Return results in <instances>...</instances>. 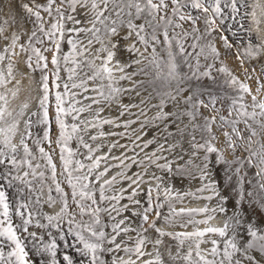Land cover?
Wrapping results in <instances>:
<instances>
[{
    "label": "snow or ice",
    "instance_id": "snow-or-ice-1",
    "mask_svg": "<svg viewBox=\"0 0 264 264\" xmlns=\"http://www.w3.org/2000/svg\"><path fill=\"white\" fill-rule=\"evenodd\" d=\"M262 97L264 0H0V264H264Z\"/></svg>",
    "mask_w": 264,
    "mask_h": 264
},
{
    "label": "rangeland",
    "instance_id": "rangeland-1",
    "mask_svg": "<svg viewBox=\"0 0 264 264\" xmlns=\"http://www.w3.org/2000/svg\"><path fill=\"white\" fill-rule=\"evenodd\" d=\"M253 88H255V85H253ZM262 98H264V97H262Z\"/></svg>",
    "mask_w": 264,
    "mask_h": 264
}]
</instances>
